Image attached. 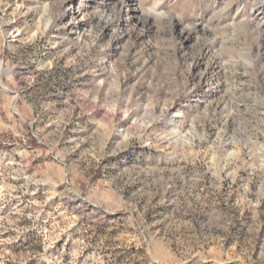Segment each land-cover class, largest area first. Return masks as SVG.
I'll use <instances>...</instances> for the list:
<instances>
[{"label": "rangeland", "instance_id": "374dc122", "mask_svg": "<svg viewBox=\"0 0 264 264\" xmlns=\"http://www.w3.org/2000/svg\"><path fill=\"white\" fill-rule=\"evenodd\" d=\"M0 264H264V0H0Z\"/></svg>", "mask_w": 264, "mask_h": 264}]
</instances>
